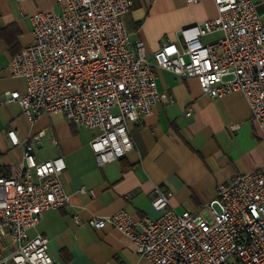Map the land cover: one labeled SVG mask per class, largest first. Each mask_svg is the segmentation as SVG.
<instances>
[{"label": "built area", "instance_id": "obj_1", "mask_svg": "<svg viewBox=\"0 0 264 264\" xmlns=\"http://www.w3.org/2000/svg\"><path fill=\"white\" fill-rule=\"evenodd\" d=\"M55 2L58 12L29 16L32 41L10 62L26 92H6L4 103H19L30 123L61 113L74 125L96 130L90 150L98 166L131 151L128 124L151 115L167 98L157 91L154 68L195 79L201 94L211 98L241 93L251 122L264 132V0H213L216 15L179 30L178 40H166L152 62L143 41L132 40L126 29L131 0ZM213 33L220 37L204 43ZM6 135L12 147L20 145L14 130ZM65 168L62 157L36 161L33 144L25 142L20 163L0 173V248L5 237L13 245L0 264H55L49 239L29 231L45 211L69 203L61 183ZM171 197L156 189L154 219L121 210L92 218L89 225L126 236L148 264H264L263 172L219 183L214 198L196 212H177Z\"/></svg>", "mask_w": 264, "mask_h": 264}, {"label": "crops", "instance_id": "obj_2", "mask_svg": "<svg viewBox=\"0 0 264 264\" xmlns=\"http://www.w3.org/2000/svg\"><path fill=\"white\" fill-rule=\"evenodd\" d=\"M131 1L123 20L130 38L143 41L151 62L166 40H178L179 30L216 15L213 0ZM59 10L55 0H0V173L6 175L20 163L25 142L33 144L38 162L64 159L61 183L69 203L45 211L29 231L30 236L49 239L55 264H148L126 236L110 227L94 229L90 219L121 210L154 219L159 215L151 206L156 189L172 193L175 209L196 212L214 198L219 183L252 171L264 173V132L251 122L241 93L211 98L201 94L195 79L154 68L157 91L167 98L151 115L128 124L131 151L98 166L90 150L96 130L74 125L61 113L43 114L30 123L19 103H4L6 92H26L25 81L12 76L10 62L32 41L29 16ZM219 37L213 33L202 40L209 43ZM9 130L16 132L20 145L11 146ZM2 245L0 256L13 248L9 237Z\"/></svg>", "mask_w": 264, "mask_h": 264}, {"label": "rangeland", "instance_id": "obj_3", "mask_svg": "<svg viewBox=\"0 0 264 264\" xmlns=\"http://www.w3.org/2000/svg\"><path fill=\"white\" fill-rule=\"evenodd\" d=\"M173 208H174V207H173ZM174 209H175V208H174ZM175 210H177V212H182L181 209H178V208H176Z\"/></svg>", "mask_w": 264, "mask_h": 264}]
</instances>
